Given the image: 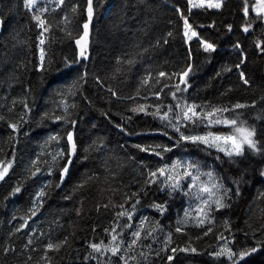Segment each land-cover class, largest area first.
<instances>
[{"label":"trees","instance_id":"trees-1","mask_svg":"<svg viewBox=\"0 0 264 264\" xmlns=\"http://www.w3.org/2000/svg\"><path fill=\"white\" fill-rule=\"evenodd\" d=\"M68 3L79 4L77 14L73 16L68 13L72 18L69 25L72 38L66 37L55 27L63 12L57 10L48 17L54 24L52 32L46 34L45 44L46 66L50 64V70L41 74L37 71L39 30L24 9L23 0H0L1 15L5 20L0 36V116L5 117L0 120V160H11L15 151L13 168L0 182V264H45L41 259L45 245L49 240L57 242L65 236L69 239L67 246L59 252H48L52 264H96L95 260L84 259L90 251L88 243L101 240L108 243L110 230L116 223V212L120 210L115 206L124 202V193L136 191L138 184L144 181L146 170L141 165L155 169L177 158L197 161L202 171H213L225 187L233 191V180L239 179L242 173L244 175L240 184L241 195H233L231 206L215 213L216 223L212 234L204 237L206 228L195 227L188 228L187 235L173 234L170 247L186 246L190 239L198 253L178 252L171 264H221L209 256L223 243L216 239L218 232H223L229 240L234 236V250L257 247L258 241H264V178L259 175L260 169L264 168V156L252 154L246 149V156L241 162L230 163L222 154L217 160L215 150L205 151L203 147L192 145L174 148L163 159L151 152H141L135 145L162 144L171 147L175 137L169 140L159 134L163 125L158 119L129 112L133 102L126 97L135 94L139 78L149 66H163L162 70L169 72L186 66L190 46V62L195 67V73L190 79L192 87L186 94L188 102H210L231 108L237 102L251 105L255 100L254 107L237 110L231 113V118L239 114L248 126L254 127L257 130L256 138L264 147V100L261 99L264 97V54L255 47L258 40L264 41V25L257 22L254 30L249 33L242 31L240 25L244 17L240 0H227L220 11L193 9L190 15L187 0H93L95 15L91 24L90 60L84 62L89 69L88 82L76 96L68 97V103L77 105L71 110V119L77 120L73 129L63 121L54 119V115L63 114L62 109L54 103L59 101L55 93L66 89L75 78L74 72L64 69L65 58H76L78 50L75 39L81 36L82 26L87 21L86 0H68ZM175 5L189 15L190 23L203 38L217 44L215 53L205 54L195 39L188 45L184 43L183 21L175 12ZM213 21L215 27H209ZM229 23L234 26L232 32L226 29ZM169 31L173 33L172 37H167ZM164 39L168 43L165 44ZM157 41L160 43L157 44ZM236 42L240 43L246 56L241 70L250 81L247 86L239 78L240 70L234 67L242 58L240 51L233 47ZM133 52L141 54L135 57L137 62L134 66L129 68L126 64H117V57L127 58L126 54ZM225 66L231 67L232 71L222 72ZM117 68L120 71H116ZM217 72H221V75L217 76ZM95 76L100 77L103 85L96 83ZM108 87L114 89L120 99L112 97L107 91ZM166 93L167 90L157 101L149 90L142 89L141 96H148V100L137 98L135 102L174 104ZM24 102L28 103L30 112L23 107ZM45 112H49L52 118L42 119ZM129 116L130 120L127 119ZM21 117L28 123H23ZM9 122L22 124L21 130L13 134L8 127ZM117 125H121L123 130ZM226 129L231 130L218 126L212 131L223 132ZM68 131H74L78 153L73 158L69 176L56 188L54 185L59 183V172L55 171L51 176L47 174L50 153L67 148ZM188 131L196 134L206 129L198 127ZM57 134L60 137L58 142L43 146L49 135ZM169 135L173 136L171 129ZM94 140L102 142L95 150L89 147ZM86 148L89 151L85 152ZM37 155L40 157L38 166L41 172L29 178L31 161ZM89 177L91 179L83 189H75L81 180ZM49 181L53 186L45 189L47 195L37 215L29 220V227L16 232L15 229L23 223L21 217L30 215L36 193ZM16 186H22V192L10 196ZM153 200L161 203L167 200L169 211L161 216L150 207ZM187 207V197L177 194L169 199L166 192H159L155 187L147 197H142L133 225L139 223L141 217H147L150 222H159L162 231H156L154 238L143 239L142 246L131 251L140 264H168L164 253L159 258L154 253L163 247L167 233L174 232L177 216L182 217ZM14 216L16 219H13ZM225 219L232 225L231 232L224 231ZM126 222V218L121 221ZM152 226L154 223L146 225ZM33 229L36 231L33 232ZM105 229H109V233ZM134 230L135 227L131 229ZM29 236L33 244L25 248ZM197 236L201 239L197 240ZM123 238L130 241V232L126 231ZM6 247L15 251L5 253ZM30 248L36 250L30 251ZM141 252L147 260L140 256ZM107 264L120 262L112 258ZM246 264H264V248L247 257Z\"/></svg>","mask_w":264,"mask_h":264},{"label":"snow or ice","instance_id":"snow-or-ice-1","mask_svg":"<svg viewBox=\"0 0 264 264\" xmlns=\"http://www.w3.org/2000/svg\"><path fill=\"white\" fill-rule=\"evenodd\" d=\"M227 0H187V12L189 15L193 9H203L205 11L209 9L220 11L224 8ZM242 4L241 12L244 17V22L240 25L244 33H249L250 30H254V25L259 22L260 25H264V0H240ZM23 7L29 13L30 20L34 22L35 27L39 30L37 36V47L39 51V64L37 65V71L41 74L46 73L50 70V64L46 66V34H50L53 30L54 24L48 19L50 15H53L57 10L64 13L60 21L55 24V27L59 29L68 38H72V33L69 31V25L71 24V17L69 12L73 14L78 13L79 4H69L68 0H23ZM68 11H65V9ZM175 12L179 15L183 21L182 27V39L186 45L190 44L194 39L205 54L211 55L217 51V44L211 42L200 35V32L196 30L192 23H190L189 15H185V12L180 8L179 5L174 6ZM86 14L87 21L83 24V34L79 38L75 39V44L78 49V54L75 59L68 60L65 58L64 69L68 72H74L75 78L67 86L66 89L58 90L55 95L59 97V101L55 102L56 107L62 109V115H54L55 121H63L75 128L77 120L71 119L72 111L77 105L75 103H68V97H74L78 92L81 91L84 84H87L89 77L88 65L85 61L90 60L88 52L89 42V25L95 15V8L93 0H86ZM254 14V18L253 15ZM171 24L172 21H169ZM5 20L0 15V31L3 30ZM200 27H204L201 25ZM209 27H215V21ZM233 24L229 23L226 25L228 32L233 31ZM173 33L169 31L167 37H172ZM165 44L168 43L167 39L163 41ZM160 41H157L159 44ZM234 49L239 50L241 53V60L236 63L234 67L239 71V78L244 85H249L250 81L246 78L245 72L241 70V65L245 63L246 56L243 53V49L239 42L233 45ZM255 47L264 54V41H257ZM144 51H147L145 49ZM141 55L140 53L133 52L126 54L127 58L117 57V64H126L131 68L136 64L135 57ZM192 49L188 47V61L186 66L178 71H165L162 70L163 66L151 67L149 66L144 70V74L139 78V86L136 88L133 96L126 97L127 100L132 101V106L128 109L132 114L150 115L154 119L161 121L163 128L159 130V134L168 137L169 140L174 142L171 147L167 145L157 144L154 146H142L135 145L141 152H151L161 159L164 155L171 153L174 148L192 145L197 148L203 147L205 151L215 150L217 153L216 159L223 157L227 158L230 163L241 162L246 156V149L252 154L264 156V147L261 146V142L256 138L257 130L254 127L248 126L247 122L240 118L237 114L234 118H231V113L237 112V110L245 109L248 107H254L256 101H252V104L239 103L232 105L231 108L225 106L212 105L210 102L203 104H197L195 102L189 103L186 97L189 89L192 87L190 79L195 73V67L191 63ZM78 65L79 67H73ZM116 71H120L117 68ZM222 72H231V67H222ZM217 76L221 75V72L216 73ZM95 81L99 85H103V81L99 76L94 77ZM147 89L150 94L160 101L161 94L165 93L169 95L174 104L165 105L163 103H136L137 98L144 101L148 100V96H141V90ZM107 91L112 97L120 99L118 93L111 87L107 88ZM231 91V89H228ZM223 95V94H222ZM86 99V97H85ZM264 100V97H261ZM15 106V102H13ZM23 107L29 112L31 109L27 102L23 103ZM12 111V109H9ZM107 115V113H104ZM228 114V115H226ZM52 118L49 112L43 114L42 119ZM5 117L0 116V120H4ZM23 120V117H21ZM131 119V116L127 117ZM23 123H28L27 120H23ZM223 126L230 128L231 131L228 133L212 131L214 127ZM8 127L11 129L13 134L18 133L22 124L19 123H8ZM118 128L123 130L121 125H117ZM204 127L206 131L203 133L193 134L188 131L190 128ZM169 129L173 133V136L169 135ZM187 132V134H186ZM60 139L59 135H49L44 141L43 146L49 145L51 142H58ZM67 148H60L55 153H50L51 162L47 169L49 176L53 175L55 171L59 172V183L55 184L54 187L59 188L66 177L69 176L71 167L74 163V157L78 153V146L76 139L74 138V131H68L66 134ZM102 143V142H100ZM96 140L89 147L92 149H98L100 146ZM89 149H85V152ZM39 155L37 158L31 161V167L29 169V178L36 177L41 172V168L38 166ZM87 158V157H85ZM63 162V163H61ZM15 163V151L13 150V157L11 160H0V182L4 181L9 175L10 169L13 168ZM47 163V162H46ZM145 168L144 181L142 184H138L137 190L131 193H124V202L119 204L120 210L116 212V223L111 228L105 229L106 233H109L110 239L108 243L103 240L100 242L88 243L89 254L84 257L85 260H95L96 264H107L112 258L118 259L120 264H140L135 256L131 255L137 246H142V240L149 237L154 238L153 234L162 229L159 226V222H150L147 217H141L139 223L133 225L134 217L138 212V206L142 203V197H147L150 190L154 187L159 192H166L169 199L174 198L177 194L188 198V207L184 209L183 216H177L175 220L174 232L169 231L165 237L163 247L154 253L159 258L161 253L165 254L166 261L168 264L174 261L176 254L179 253H192L197 254L198 249L191 245L189 239L186 246L183 247H170L173 244V234L187 235V229L195 227L199 229H205L203 236L207 237L209 234L214 232L215 226V213H219L223 209L229 208L230 201L233 195L239 197L241 195L240 184L243 180L244 173L241 174L239 179H234L233 184L235 186L234 191L232 188H227L217 178L213 171H202V166L195 160H185L177 158L170 164L163 163L161 166L155 169H148L146 165H141ZM34 169V170H32ZM259 175L264 178V168H261ZM91 177L81 180L79 184L75 186L76 190L83 189L88 180ZM53 184L49 181L43 185L36 193L33 201V206L29 210L30 215L26 218L21 217L23 223L15 229L16 232H20L22 229L29 227V220L37 215L39 208L42 207L43 201L47 193L45 189L52 187ZM22 192V186H16L12 189L10 196H16ZM67 198V197H66ZM7 199V198H6ZM126 205H129L126 207ZM104 207H107L105 205ZM150 207L155 209L161 216L165 215L169 211L168 201L157 202L153 200ZM79 215V211H77ZM126 218V223H121ZM13 219H16L14 216ZM150 223H154L152 227H146ZM135 227L134 231L131 229ZM224 231L231 232L232 225L228 219L223 221ZM36 230L33 229V232ZM95 231V229H94ZM130 232V241L124 240V233ZM44 235V233H41ZM218 241H223L218 246V250L209 253L214 260L220 261L224 264H246V258L256 253L260 248H264V241H258L257 247L244 248L234 250L235 238L231 240L226 238L223 232L215 234ZM197 240L201 239L200 236L196 237ZM69 243L68 236L63 239L49 242L45 245L44 255L41 257L45 261V264H52L51 259L48 256L49 251L59 252L62 248L67 246ZM33 244V239L29 236L25 248H29ZM150 247V246H149ZM30 251L36 249L30 248ZM5 253L9 251H15L14 248L6 247ZM140 256L147 260L144 253L141 252ZM31 260V256L28 257Z\"/></svg>","mask_w":264,"mask_h":264},{"label":"water","instance_id":"water-1","mask_svg":"<svg viewBox=\"0 0 264 264\" xmlns=\"http://www.w3.org/2000/svg\"><path fill=\"white\" fill-rule=\"evenodd\" d=\"M0 15H1V4H0ZM87 15V14H86ZM91 24H92V22L90 23V25H89V37H88V42H89V47H88V52H90V43H91ZM3 31V30H2ZM2 31H0V36H1V34H2ZM82 34H83V31H82ZM81 34V35H82ZM76 45V44H75ZM77 47V46H76ZM78 50V49H77ZM86 62H88V61H86Z\"/></svg>","mask_w":264,"mask_h":264},{"label":"rangeland","instance_id":"rangeland-1","mask_svg":"<svg viewBox=\"0 0 264 264\" xmlns=\"http://www.w3.org/2000/svg\"><path fill=\"white\" fill-rule=\"evenodd\" d=\"M231 130H228V129H226L225 131H223L224 133H228V132H230ZM221 132V131H220Z\"/></svg>","mask_w":264,"mask_h":264},{"label":"bare ground","instance_id":"bare-ground-1","mask_svg":"<svg viewBox=\"0 0 264 264\" xmlns=\"http://www.w3.org/2000/svg\"><path fill=\"white\" fill-rule=\"evenodd\" d=\"M109 237V236H108ZM106 243V242H105Z\"/></svg>","mask_w":264,"mask_h":264}]
</instances>
